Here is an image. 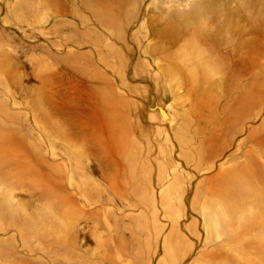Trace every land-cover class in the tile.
<instances>
[{
  "label": "rangeland",
  "instance_id": "obj_1",
  "mask_svg": "<svg viewBox=\"0 0 264 264\" xmlns=\"http://www.w3.org/2000/svg\"><path fill=\"white\" fill-rule=\"evenodd\" d=\"M0 264H264V0H0Z\"/></svg>",
  "mask_w": 264,
  "mask_h": 264
}]
</instances>
